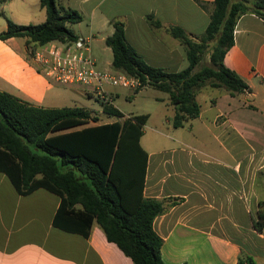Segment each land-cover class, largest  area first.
<instances>
[{
	"label": "crops",
	"instance_id": "0c3cea01",
	"mask_svg": "<svg viewBox=\"0 0 264 264\" xmlns=\"http://www.w3.org/2000/svg\"><path fill=\"white\" fill-rule=\"evenodd\" d=\"M11 3L16 7V14L10 12L12 20L28 23L39 0H0V30L6 28L9 16L4 8ZM57 4L81 12L82 19L70 27L77 35L90 36L91 53V41L104 42L113 31L111 19H118L128 42L146 62L175 71L184 67L187 57L184 45L167 27L179 25L195 38L208 23L213 0H57ZM43 11L39 15L45 19ZM148 14L160 25H152ZM233 38L223 61L250 90L231 94L223 87L202 86L199 90L210 87L218 93L205 104L197 101L198 115L179 126L172 124L175 107L169 98H159L165 111L146 112L150 136L143 144V129L139 140L146 151L142 191L164 205L153 227L163 237L166 264H236L245 253L255 264H264V226L257 230L253 224L264 202V21L253 12L241 14ZM25 40L0 39V89L35 105H67L70 89L36 68L26 55ZM103 48L110 49L106 44ZM111 62L106 64L112 67ZM85 92L92 96L90 90ZM59 202L60 195L43 186L20 193L0 170V264H132L98 224H92L88 236L54 225Z\"/></svg>",
	"mask_w": 264,
	"mask_h": 264
},
{
	"label": "trees",
	"instance_id": "16d2710c",
	"mask_svg": "<svg viewBox=\"0 0 264 264\" xmlns=\"http://www.w3.org/2000/svg\"><path fill=\"white\" fill-rule=\"evenodd\" d=\"M39 5L45 8L44 20L18 23L6 17L0 39L24 36L29 45L77 37L70 23L82 19L78 9L58 5L57 0H39ZM245 12L264 21V0H213L208 23L195 38L181 26L169 25L188 60L175 71L146 62L128 42L121 20L111 19L113 31L104 42L112 52V67L141 81L135 90L152 84L168 93L175 107L172 124L179 126L198 115L195 94L202 86L223 87L231 94L250 90L247 81L223 61L234 42L237 19ZM147 18L160 25L152 14ZM26 55L29 58L27 49ZM101 101L103 110L119 119L98 122L99 116L88 107L35 105L0 89V170L20 193L43 186L60 195L54 225L88 236L96 223L132 264H166L161 255L163 237L153 227L164 205L142 191L146 151L139 140L148 113L124 115L112 103ZM260 205L253 219L257 230L264 226V202ZM236 264L255 262L249 255H239Z\"/></svg>",
	"mask_w": 264,
	"mask_h": 264
},
{
	"label": "built area",
	"instance_id": "2783aa9c",
	"mask_svg": "<svg viewBox=\"0 0 264 264\" xmlns=\"http://www.w3.org/2000/svg\"><path fill=\"white\" fill-rule=\"evenodd\" d=\"M36 68L52 81L61 84L90 86L92 95L112 103L111 86L138 87L141 81L124 71L98 68L90 50V36L77 35L71 41L49 40L26 46Z\"/></svg>",
	"mask_w": 264,
	"mask_h": 264
},
{
	"label": "rangeland",
	"instance_id": "374dc122",
	"mask_svg": "<svg viewBox=\"0 0 264 264\" xmlns=\"http://www.w3.org/2000/svg\"><path fill=\"white\" fill-rule=\"evenodd\" d=\"M5 13L11 18L10 12L16 14V7L13 3L7 5L4 8ZM43 8L38 4L35 8V17L32 19L33 23L40 22L44 19L39 15V13H43ZM1 18V17H0ZM41 18V19H39ZM2 19V18H1ZM12 19V18H11ZM15 21V20H14ZM17 22V21H15ZM28 22V23H30ZM21 23V22H18ZM83 26L85 25L82 22ZM71 25V24H70ZM75 25V24H74ZM104 42L98 39H93L91 41L92 55L96 58V66L98 68L104 69L109 67L111 69V65H107V61H112V52L111 49L105 50L103 48ZM204 60H208V54L205 55ZM188 64V60L186 58V62L184 67ZM59 83V82H57ZM61 84V83H59ZM63 86H67L70 94V97L64 101L67 105H80L85 106L91 109L94 113L99 116L98 122L109 121L114 119H119V116L116 114H111L105 112L103 110V102L101 99L95 95L88 96L86 94V90H90V86H86L83 84H61ZM76 88L83 89L79 91ZM114 90L116 93L113 95L112 105L117 107L124 115L133 114V113H145L150 111L153 115H156V112L165 111L167 106L161 102L159 98H169L168 93L162 91L152 84H144L140 89L135 90L134 87L130 86H111L109 89ZM213 91V92H212ZM218 93V90L212 89L210 87L202 88V90H197L196 100L201 104H205L206 100L213 94ZM154 117V116H153ZM92 123V121H90ZM146 123V124H145ZM143 125L144 135L142 137V143L145 144L146 136H150V128L149 122H145ZM148 123V124H147ZM148 133V134H147ZM244 243V241H243ZM246 255V253H245Z\"/></svg>",
	"mask_w": 264,
	"mask_h": 264
}]
</instances>
